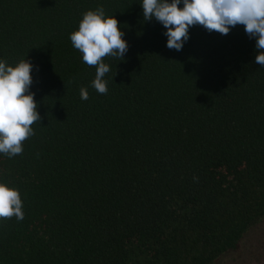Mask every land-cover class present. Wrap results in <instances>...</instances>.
Segmentation results:
<instances>
[{"label":"trees","instance_id":"1","mask_svg":"<svg viewBox=\"0 0 264 264\" xmlns=\"http://www.w3.org/2000/svg\"><path fill=\"white\" fill-rule=\"evenodd\" d=\"M141 3L0 0V60L31 61L41 116L22 155L0 154L25 214L0 217V264H216L264 222L255 38L197 25L170 50ZM98 6L128 43L106 95L70 40Z\"/></svg>","mask_w":264,"mask_h":264},{"label":"clouds","instance_id":"2","mask_svg":"<svg viewBox=\"0 0 264 264\" xmlns=\"http://www.w3.org/2000/svg\"><path fill=\"white\" fill-rule=\"evenodd\" d=\"M181 2L183 7H180ZM143 18H153L166 29V46L180 51L189 39V28L202 26L208 32L229 34L231 28L244 26L249 38H255V63L264 67V0H142ZM119 22L102 6L82 13L79 27L70 34L74 49L89 67H95L90 86L99 94L108 93L106 75L111 71L106 58L123 60L128 43ZM33 65L26 58L14 65L0 60V154L13 158L23 154V142L34 135L33 125L40 123L38 103L31 91ZM82 100L89 99L87 87L80 88ZM19 189L0 182V217L24 219Z\"/></svg>","mask_w":264,"mask_h":264},{"label":"rangeland","instance_id":"3","mask_svg":"<svg viewBox=\"0 0 264 264\" xmlns=\"http://www.w3.org/2000/svg\"><path fill=\"white\" fill-rule=\"evenodd\" d=\"M240 246L239 250L226 254L216 264H264V222L252 230Z\"/></svg>","mask_w":264,"mask_h":264}]
</instances>
